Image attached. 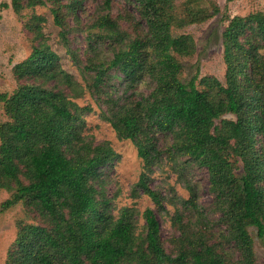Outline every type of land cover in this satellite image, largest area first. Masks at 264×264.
Returning a JSON list of instances; mask_svg holds the SVG:
<instances>
[{"label": "trees", "instance_id": "trees-1", "mask_svg": "<svg viewBox=\"0 0 264 264\" xmlns=\"http://www.w3.org/2000/svg\"><path fill=\"white\" fill-rule=\"evenodd\" d=\"M60 1L27 4H58L51 10L55 22L65 27ZM80 1L65 4L75 18ZM129 1L144 22L128 12L113 17L112 0H104L106 12L92 25L98 31L90 33L109 38L116 48L111 58L94 60L86 69L94 71L91 87L99 91L112 73L129 86L149 79L152 89L135 100L121 102L120 96L115 103L108 100L109 111L103 116L120 137L136 142L147 168L163 158L159 133L173 137L166 150L171 159L186 154L208 168L215 206L227 223L225 236L240 256L227 257L218 244L208 241L206 231L187 224L177 252L170 253L153 208L143 213L144 233L136 231L132 207L113 214L109 199L98 197L92 179L99 178L116 151L107 142L94 144L85 138L79 109L88 107L59 88V84L73 88L77 82L61 67L59 54L44 42L14 65V74L23 80L17 88L12 93L0 91L9 118L0 124V188L14 189L2 206L21 200L43 221H17L7 264H256L249 227H257L258 235L264 236V12L230 18L223 32L225 82L198 72L187 80L176 54H194L195 39L189 33L174 34L173 29L184 26L189 17L177 15L173 0ZM13 5L20 11V0H13ZM192 13L190 21L199 20ZM120 19L137 35L124 29ZM61 34L70 51L66 31ZM148 179L142 172L137 185L162 205Z\"/></svg>", "mask_w": 264, "mask_h": 264}, {"label": "rangeland", "instance_id": "rangeland-1", "mask_svg": "<svg viewBox=\"0 0 264 264\" xmlns=\"http://www.w3.org/2000/svg\"><path fill=\"white\" fill-rule=\"evenodd\" d=\"M69 1H60V10L66 19L65 27H61L55 22L51 10L52 6H58L56 3L32 6L27 4L28 0H20V11H16L13 0H0V91L12 93L23 81L14 74V65L27 58L35 46L44 42L49 44L59 54L61 67L71 73L77 82L73 88L65 84H59V88L78 105L88 107L79 109L85 138L94 144L107 142L116 151V156L101 170L99 178L92 179L99 190L98 197L109 199L113 214L118 215L124 206L132 207L135 211L133 218L136 231L144 233L146 223L143 213L151 207L160 221L161 239L168 252H177L179 239L184 233L183 226L187 224L206 231L208 241L218 244L217 248L227 257L238 258L239 249L225 236L227 223L223 220L222 211L215 206L216 197L211 188L208 168L186 154L171 159L166 152L173 141L170 133L158 134V144L165 152L160 162L147 168L139 155L136 142L120 137L112 123L103 116V112L109 111L108 100L115 103L118 96L121 102L135 100L141 93L148 94L152 86L149 79L129 86V82L122 81L112 73L106 78L101 91L91 87L94 71L86 69V66L94 60L111 58L116 44L107 37L90 33L98 31L92 25L98 15L106 12L103 9L104 0H81L77 8L78 18L65 6ZM173 4L178 6L174 11L179 17H189L185 18L184 26L173 29L174 34L189 33L196 44L194 54H176L183 66L182 77L189 80L198 72L200 76L214 75L225 82L223 32L230 18L235 15L264 12V0H173ZM193 11L198 14L199 20L190 21L194 18L189 16ZM126 12L144 22L134 3L129 0H112L113 17ZM35 16H43L44 19L37 20ZM120 23L131 35H137L131 24L122 19ZM63 30L66 31L70 51L61 34ZM225 117L235 116L227 114ZM8 119L3 102H0V124ZM237 165L241 167L242 161L237 162ZM142 172L148 173V184L160 193L162 205L155 203L137 185ZM20 177L25 182L28 180L23 173ZM13 192L14 189L0 188V264H7L9 249L17 236L18 220L36 224L43 222L21 200L3 208L2 203L11 198ZM190 199H194L195 203H189ZM249 230L254 238L256 264H264V236L258 235L255 226H250Z\"/></svg>", "mask_w": 264, "mask_h": 264}]
</instances>
